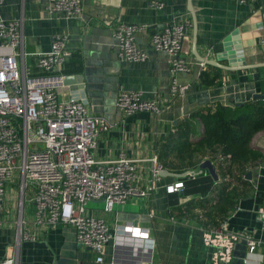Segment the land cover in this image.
Here are the masks:
<instances>
[{
    "label": "crops",
    "instance_id": "0c3cea01",
    "mask_svg": "<svg viewBox=\"0 0 264 264\" xmlns=\"http://www.w3.org/2000/svg\"><path fill=\"white\" fill-rule=\"evenodd\" d=\"M162 1L164 7L155 9L152 0H83L81 15L71 19L53 17L47 10L51 0H5L0 7L1 18L23 16L25 63L34 73L38 72L34 53L48 50L54 34L67 35L65 49L70 56L61 67L65 77L58 97L62 101L80 99L93 114L109 121L111 127L97 134L93 155L97 160H106L122 153L136 159L138 184L142 187L150 185L149 162L144 159L154 155L162 162L165 138L175 132L179 122L189 119L191 112L210 108L214 112L218 106L235 107L264 99V0ZM180 18L189 20L181 56L190 71L176 76L179 83L188 85V90L183 95H171L167 56L154 51L149 40L153 31ZM120 22L141 26L135 41L147 52V60L118 59L111 29ZM236 30L244 63L232 62L237 68L226 69L233 64L222 57L224 40ZM121 89L139 90L146 99L157 97L162 104L160 113L124 116L115 107ZM194 123L193 132L199 130L194 135L200 137L202 123ZM249 146L259 158L243 166H230L226 161L221 167L217 164L220 154L212 159L206 155L195 168L184 171L195 174L183 176L184 172L175 173L162 164L165 171L154 181L148 196L116 205L114 211L106 214L107 219L91 206L88 210L103 217L110 227L125 221L148 227L155 242L151 254L147 252L149 255L142 257V264H215L202 237L205 230L217 227L225 218L229 229L245 233L234 244L228 264H264V230L256 219V210L264 202V129L251 137ZM205 159L213 164L215 179L201 169ZM247 171L251 172L250 179L245 178ZM177 181L183 187L167 193L166 186ZM17 198L15 193L10 205L4 204L0 259L14 251L19 219L14 205ZM22 233L34 237L19 241L23 264H136L142 255L138 241L112 237L99 262L90 248L76 241L70 224H35L33 206L29 219L23 218ZM245 236L257 241L248 263L244 261L248 252Z\"/></svg>",
    "mask_w": 264,
    "mask_h": 264
},
{
    "label": "built area",
    "instance_id": "2783aa9c",
    "mask_svg": "<svg viewBox=\"0 0 264 264\" xmlns=\"http://www.w3.org/2000/svg\"><path fill=\"white\" fill-rule=\"evenodd\" d=\"M4 3L5 0H0V7ZM82 6L83 0H51L47 10L57 19H71L81 15ZM151 6L162 9L164 3L152 0ZM23 24V16L0 17V227L6 185L17 180L19 196L14 251L1 258L0 264H23L19 241L34 239L22 233L24 197L28 191L35 224L46 227L60 222L70 224L75 229L76 241L90 248L99 262L103 260L104 246L112 237L138 241L142 255L136 264H142V257L149 255L147 252L151 254L155 242L149 228L133 221L115 222L110 227L103 217L89 211L88 206L89 202H103V211L110 213L115 205H124L134 197H146L165 169L154 155L144 159L149 162L150 185L142 187L138 184L136 159L122 153L113 159H95L97 134L108 130L111 124L105 117L93 114L84 101L75 98L62 101L58 97L65 77L61 67L70 56L65 49L67 35L54 34L48 50L34 53L38 69L34 73L25 63ZM188 27L187 18L174 19L150 35L149 46L167 56L171 95H183L188 90V85L179 83L176 76L190 71L188 62L181 56ZM139 28L120 22L111 29L119 60L148 59L147 52L135 41ZM261 43L264 45V36ZM115 107L124 116L136 112L157 115L162 104L157 97L144 98L139 90L121 89ZM182 187L183 183L177 181L168 184L166 192L174 193ZM256 219L264 230V202L256 210ZM226 220L203 233V244L210 249L215 264H228L234 244L245 234L229 229ZM245 237L248 252L244 261L248 263L257 241Z\"/></svg>",
    "mask_w": 264,
    "mask_h": 264
},
{
    "label": "trees",
    "instance_id": "16d2710c",
    "mask_svg": "<svg viewBox=\"0 0 264 264\" xmlns=\"http://www.w3.org/2000/svg\"><path fill=\"white\" fill-rule=\"evenodd\" d=\"M210 109L191 112L189 119L179 122L175 132L165 138L161 163L171 171L181 173L187 168H195L206 155L212 159L220 154L217 164L221 167L226 161L230 166H243L259 158L249 142L258 130L264 129V99L235 107L218 106L214 112ZM194 120L202 123L200 137L194 135Z\"/></svg>",
    "mask_w": 264,
    "mask_h": 264
},
{
    "label": "water",
    "instance_id": "95a60500",
    "mask_svg": "<svg viewBox=\"0 0 264 264\" xmlns=\"http://www.w3.org/2000/svg\"><path fill=\"white\" fill-rule=\"evenodd\" d=\"M231 44L234 45V48H230ZM240 43H239V39H238V33L237 30L233 31L228 37H226V39L224 40V55L222 57H225L227 59H229L230 63L232 62H236L239 61L241 63L243 62V58L240 52ZM207 63H210V61H206ZM233 64V63H232ZM245 67H247L245 65ZM237 67H235V65L233 64L232 66H228L226 67V69H236ZM201 169L202 170H207L209 172V174L215 179L217 177L216 175V171L215 168L213 166V164L211 163V161L209 159H205L202 163H201ZM196 172L193 171H186L184 173H182L181 175H186V174H195ZM245 178L250 179L251 178V172L247 171Z\"/></svg>",
    "mask_w": 264,
    "mask_h": 264
},
{
    "label": "rangeland",
    "instance_id": "374dc122",
    "mask_svg": "<svg viewBox=\"0 0 264 264\" xmlns=\"http://www.w3.org/2000/svg\"><path fill=\"white\" fill-rule=\"evenodd\" d=\"M195 132V135L197 136L199 134V130H194ZM17 184H18V181L15 180L13 182H10L8 185H6L5 187V192H6V195H5V199H4V204L6 202H8V205H10V200H12V196L16 193V195L18 196V188H17ZM31 195V192L28 191L24 197V215H23V218L24 220H28L29 217H30V213L32 211V204L30 203V201L28 200V198L30 197ZM19 198V196H18ZM18 198L16 199L14 205H17L18 203ZM89 206L93 207L96 209V214L98 215H101L103 216L104 218H106V212L103 211V207H104V204L103 202H89ZM116 206V205H115ZM114 206V207H115ZM107 219V218H106ZM156 246H155V249H154V256H156Z\"/></svg>",
    "mask_w": 264,
    "mask_h": 264
}]
</instances>
